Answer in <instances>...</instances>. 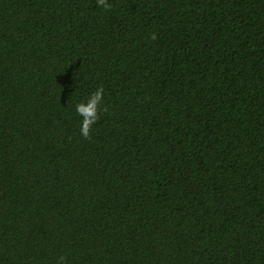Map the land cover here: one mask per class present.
<instances>
[{"label":"trees","instance_id":"obj_1","mask_svg":"<svg viewBox=\"0 0 264 264\" xmlns=\"http://www.w3.org/2000/svg\"><path fill=\"white\" fill-rule=\"evenodd\" d=\"M108 2L0 0V264H264V0Z\"/></svg>","mask_w":264,"mask_h":264},{"label":"clouds","instance_id":"obj_2","mask_svg":"<svg viewBox=\"0 0 264 264\" xmlns=\"http://www.w3.org/2000/svg\"><path fill=\"white\" fill-rule=\"evenodd\" d=\"M97 6L104 10H110L112 5L108 0H96ZM157 38L156 33H152L150 39L155 40ZM104 99V89L102 86H98L94 92H92L86 102L77 103L75 105L76 113L82 118L80 124V134L84 139H91V130L93 125L100 119L101 105ZM106 110V109H104ZM57 264H66V258L60 256L57 259Z\"/></svg>","mask_w":264,"mask_h":264}]
</instances>
